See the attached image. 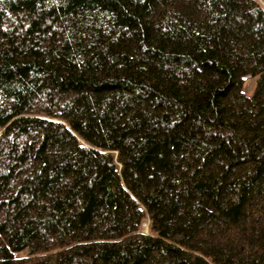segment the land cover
<instances>
[{
  "label": "trees",
  "instance_id": "trees-1",
  "mask_svg": "<svg viewBox=\"0 0 264 264\" xmlns=\"http://www.w3.org/2000/svg\"><path fill=\"white\" fill-rule=\"evenodd\" d=\"M0 264H264V0H0Z\"/></svg>",
  "mask_w": 264,
  "mask_h": 264
},
{
  "label": "rangeland",
  "instance_id": "rangeland-1",
  "mask_svg": "<svg viewBox=\"0 0 264 264\" xmlns=\"http://www.w3.org/2000/svg\"><path fill=\"white\" fill-rule=\"evenodd\" d=\"M251 85H252V81H251V80H250V81H247V83H246V85H245V90H248V89L250 88ZM147 222H148V221L143 222L142 225H143L144 223L147 224ZM141 228H142V226H141ZM147 229H148V227H147L145 230H143V228H142V230H143L144 232H147Z\"/></svg>",
  "mask_w": 264,
  "mask_h": 264
},
{
  "label": "bare ground",
  "instance_id": "bare-ground-1",
  "mask_svg": "<svg viewBox=\"0 0 264 264\" xmlns=\"http://www.w3.org/2000/svg\"><path fill=\"white\" fill-rule=\"evenodd\" d=\"M142 228H143V230H145V229L147 228V224L144 223V224L142 225Z\"/></svg>",
  "mask_w": 264,
  "mask_h": 264
},
{
  "label": "water",
  "instance_id": "water-1",
  "mask_svg": "<svg viewBox=\"0 0 264 264\" xmlns=\"http://www.w3.org/2000/svg\"><path fill=\"white\" fill-rule=\"evenodd\" d=\"M147 227H148V222H147ZM144 232V231H143ZM144 233H146V232H144Z\"/></svg>",
  "mask_w": 264,
  "mask_h": 264
}]
</instances>
